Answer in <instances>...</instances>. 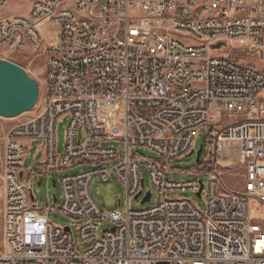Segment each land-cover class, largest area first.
I'll return each mask as SVG.
<instances>
[{"label":"built area","instance_id":"obj_1","mask_svg":"<svg viewBox=\"0 0 264 264\" xmlns=\"http://www.w3.org/2000/svg\"><path fill=\"white\" fill-rule=\"evenodd\" d=\"M7 5L0 0V11ZM44 25L57 32L49 46ZM24 49L45 55L43 87L34 115L2 139L0 264H264V72L247 62L264 63V0H34L27 15L0 19V57L12 62ZM120 105L123 116L109 121ZM200 130L206 190L201 179L170 178L171 162L193 151ZM34 141L43 160L29 175ZM139 149L156 158L132 155ZM109 162L116 165L59 179L58 212L76 236L31 199L43 170ZM233 165L240 191L220 181ZM142 168L157 199L133 211ZM96 177L121 183L125 214L100 210L90 192ZM186 191L205 196V210L171 196ZM102 219L114 226L100 232Z\"/></svg>","mask_w":264,"mask_h":264},{"label":"rangeland","instance_id":"obj_2","mask_svg":"<svg viewBox=\"0 0 264 264\" xmlns=\"http://www.w3.org/2000/svg\"><path fill=\"white\" fill-rule=\"evenodd\" d=\"M34 0H8V5L0 11L1 18H10L13 16H25L27 15L31 4ZM40 35L46 46H49L56 38L57 32L55 27L41 26L39 28ZM0 60L2 58L0 57ZM11 61L22 67L26 73L34 78L40 87V94L43 87V73L45 65V55L40 50L24 49L19 53L15 54ZM248 64L253 67L260 69L264 72V63L259 62L257 59L247 61ZM260 97L264 98V93L260 94ZM40 100L37 101V104ZM34 111L29 114H23L22 116L15 119H2L0 118V154L2 151V139L5 132L13 126L19 125L29 120L33 115ZM124 114L123 106L120 105L119 110L113 112V109H109L107 112V119L109 121L117 122ZM68 124V117L59 119L56 126V149L58 154H61L64 149L65 131ZM207 135L205 130H200L196 133L193 152L179 158L177 161L171 162V173L170 178L175 182H186L191 180L201 179L205 190L207 188V178L205 172L200 171L202 167L206 166L207 155L205 151V142ZM111 143H105L104 146H109ZM201 147H204L200 156L199 162H197V152ZM234 153V152H233ZM132 155H139L151 159H155L154 153L146 150L139 149L138 151H132ZM224 153L223 150L220 152L219 160L223 163ZM43 160V147L40 141L31 142L28 146V152L24 159L23 168L28 170L29 175H34L38 172L40 164ZM116 162L102 163V164H83L73 168L58 169V170H43L35 176V182L32 188V193L35 199V205L38 210H47L48 221L57 228L71 227L73 234L76 236L77 228L75 222L62 216L58 212V203L54 202V196L56 199L60 197V185L59 179L63 176L76 175L82 172H86L93 168L101 167L111 169ZM233 170L223 171L220 181L222 188L226 191H240L243 187L242 171L235 170V165L232 166ZM33 172H31V170ZM142 178L144 180L143 194L139 197H133L129 201L130 209L133 211L146 210L153 207L156 203V193L152 189L148 175L144 168H142ZM42 179L41 185L37 183ZM55 181V186L52 182ZM150 190L152 192L151 198L148 202L143 203L145 193ZM90 192L93 200L98 205L103 213H111L119 211L122 214L126 212L127 198L125 190L121 183L114 177H109L106 181H100L96 177L90 186ZM173 198L186 197L190 198L201 210L206 208V197L198 198L194 193L186 192H174L171 194ZM1 197H2V186L0 182V227H1ZM99 224V230H107L112 228L114 225L107 219L97 220ZM1 230V228H0ZM88 245L85 244L80 247V250L87 249ZM0 249H1V231H0Z\"/></svg>","mask_w":264,"mask_h":264},{"label":"water","instance_id":"obj_3","mask_svg":"<svg viewBox=\"0 0 264 264\" xmlns=\"http://www.w3.org/2000/svg\"><path fill=\"white\" fill-rule=\"evenodd\" d=\"M218 47L219 45L216 46ZM39 96L40 87L34 78L13 62L0 60V118L15 119L32 112L36 108ZM202 150L201 147L197 152V162ZM52 184L55 186V181ZM37 185L40 186L41 181ZM196 196L200 198V194ZM53 198L56 202V197ZM150 198L151 195L148 193L142 202H148ZM31 199L34 200V197L32 196Z\"/></svg>","mask_w":264,"mask_h":264},{"label":"crops","instance_id":"obj_4","mask_svg":"<svg viewBox=\"0 0 264 264\" xmlns=\"http://www.w3.org/2000/svg\"><path fill=\"white\" fill-rule=\"evenodd\" d=\"M32 5V4H31ZM1 208H2V197H1ZM1 228V227H0ZM1 231V230H0Z\"/></svg>","mask_w":264,"mask_h":264},{"label":"trees","instance_id":"obj_5","mask_svg":"<svg viewBox=\"0 0 264 264\" xmlns=\"http://www.w3.org/2000/svg\"><path fill=\"white\" fill-rule=\"evenodd\" d=\"M204 167H202V169H203Z\"/></svg>","mask_w":264,"mask_h":264}]
</instances>
